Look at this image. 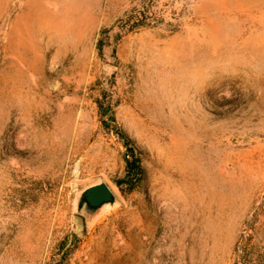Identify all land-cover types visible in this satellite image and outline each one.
Here are the masks:
<instances>
[{
	"label": "rangeland",
	"instance_id": "1",
	"mask_svg": "<svg viewBox=\"0 0 264 264\" xmlns=\"http://www.w3.org/2000/svg\"><path fill=\"white\" fill-rule=\"evenodd\" d=\"M0 264H264V0H0Z\"/></svg>",
	"mask_w": 264,
	"mask_h": 264
},
{
	"label": "water",
	"instance_id": "2",
	"mask_svg": "<svg viewBox=\"0 0 264 264\" xmlns=\"http://www.w3.org/2000/svg\"><path fill=\"white\" fill-rule=\"evenodd\" d=\"M115 200L113 190L105 181H99L84 188L78 198L77 211L83 209L87 215L92 214L104 204Z\"/></svg>",
	"mask_w": 264,
	"mask_h": 264
},
{
	"label": "trees",
	"instance_id": "3",
	"mask_svg": "<svg viewBox=\"0 0 264 264\" xmlns=\"http://www.w3.org/2000/svg\"><path fill=\"white\" fill-rule=\"evenodd\" d=\"M116 131L119 133L124 145L128 148L131 155L130 158L128 156L125 157V174L126 176L138 177L142 171L139 156L137 155L135 148L130 146V140L127 136L118 128H116Z\"/></svg>",
	"mask_w": 264,
	"mask_h": 264
}]
</instances>
